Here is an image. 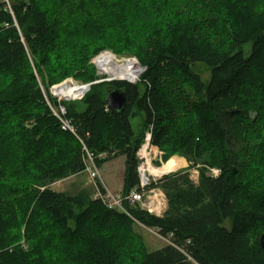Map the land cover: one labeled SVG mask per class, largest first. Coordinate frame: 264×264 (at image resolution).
I'll return each instance as SVG.
<instances>
[{"label":"trees","instance_id":"1","mask_svg":"<svg viewBox=\"0 0 264 264\" xmlns=\"http://www.w3.org/2000/svg\"><path fill=\"white\" fill-rule=\"evenodd\" d=\"M104 48L137 57L141 81L95 84L65 113L90 151L106 153L100 169L124 157L120 194L137 186L150 126L166 157L199 165L197 183L188 169L156 181L160 216L50 186L84 173V154L46 103L48 87L95 80L90 57ZM109 88L125 93L122 112L106 107ZM138 227L161 247L148 251ZM263 244L264 0H0V264H264Z\"/></svg>","mask_w":264,"mask_h":264},{"label":"built area","instance_id":"2","mask_svg":"<svg viewBox=\"0 0 264 264\" xmlns=\"http://www.w3.org/2000/svg\"><path fill=\"white\" fill-rule=\"evenodd\" d=\"M3 1L8 4L7 0ZM7 6L10 9V5ZM104 55H108L109 59H111L118 67H128L130 65V75L126 76L116 72L108 73L103 71V67L99 66L97 59ZM91 62L97 66L96 68L100 70V74L107 75L109 78H96L95 80H92L88 83H77L75 81H71L70 78L65 79L63 82H61V84L55 85L48 90V94L52 98H56L57 103L54 105L51 104L48 98L46 99V103L50 107L52 114L58 119L60 127L63 130L69 131L75 135L81 143L84 154V173L88 176V179L94 184H96V180H99L100 183L103 184L101 179H99L101 178V169L97 165V160L105 158L106 153H93L87 148L83 136L79 134V131L73 125L71 120L67 118L64 103L76 102L78 100L81 101L90 91L91 86L98 83L125 81L127 83L137 84L141 81V75L144 73L146 67L141 65L137 57L133 55L117 57L116 54L108 50L98 53L95 57H93ZM112 77H114V79H110ZM145 136V143L143 145L141 144L135 153L137 158L136 172L138 176L136 188H133L130 192H128V194L123 195V193H111L106 187H104V193H100L99 189H97L94 197L96 199H100L108 208L110 207L112 209H118L125 213H127V210L123 204L128 202L132 205L137 204L141 209L147 211L150 214L160 216L165 211L167 204L164 193L159 187L155 185L157 181L155 177H158L159 179L165 173L158 172V169L152 167L153 161L160 154L157 152L158 149H156L153 143L152 126L146 129ZM156 152L158 153V156Z\"/></svg>","mask_w":264,"mask_h":264},{"label":"rangeland","instance_id":"3","mask_svg":"<svg viewBox=\"0 0 264 264\" xmlns=\"http://www.w3.org/2000/svg\"><path fill=\"white\" fill-rule=\"evenodd\" d=\"M16 0H7L8 4L7 5H11L12 2H14ZM67 40H69V37L66 38ZM94 46V45H92ZM104 50H108V51H111L112 53L116 54L117 57H122L124 56L125 54H121V53H115V51H112V49L110 48H104L102 49L101 51H104ZM101 51H99L98 53H100ZM245 51L246 53H249L250 51V46H246L245 47ZM98 53L94 54L92 57H90V64L94 66L95 68V79L96 78H109V76L107 75H102L100 74V70H98L91 61L93 59V57H95ZM138 59V58H137ZM194 68L195 70L197 71V73L199 74L201 80L203 82H207L209 77H210V73H209V70L206 68V66H204L203 64L201 63H196L194 65ZM113 73V72H112ZM70 78L71 81H75V82H90V81H81V80H78L77 79H74L73 77H66L64 79H61L60 81L52 84L50 87H48L49 89L55 85H58V84H61V82H63L65 79H68ZM110 79H114V77L110 78ZM92 81V80H91ZM104 86H100V90H104ZM48 89V90H49ZM45 90V89H44ZM43 90V87H42V91ZM44 93H47V91H44ZM46 98H45V101L46 99L49 97L52 98L50 95H48V93L45 95ZM51 100V99H50ZM49 100V101H50ZM52 100L55 101V104L57 103V99L55 98H52ZM52 104V102H50ZM65 106V105H64ZM75 107L79 109H81L83 107V105L81 103L78 102H75ZM141 116V115H140ZM135 117L134 119H131V123L132 124V127L135 131V135H139L141 134V129H140V125H141V118L142 117ZM149 128V127H148ZM143 134H142V137H141V143L140 145L144 144V140H145V131H146V128L143 130ZM153 138V136H152ZM139 145V146H140ZM154 146L156 147L157 152L160 153L159 156H158V153L156 152L157 154V158L153 161V166L154 168L156 169H160L164 166L165 162H167L169 159L171 158H174V160L176 161V157H182V156H178V155H172V156H169V157H166L165 154L163 153V150L156 144H154ZM186 160L185 157H182ZM187 161V160H186ZM177 162V161H176ZM189 162L187 161V164L186 166L184 167H178V164L175 166V168L172 170V171H169L165 174H163L162 176L166 175V174H169V173H173L175 171H178V170H183V169H188L189 171V174H190V179L194 182V183H197L198 182V179H199V165H197L196 167H191L189 168ZM137 166V165H136ZM123 170H124V157H119V158H116L110 162L105 163L102 167H101V181L105 182V186L106 188L108 189L109 192L111 193H116V192H113L115 191V189L119 188L121 186V179H122V175H123ZM219 174V170L217 168H209L208 169V175L210 176H217ZM155 179H157V181L160 179H158V177H155ZM95 184L88 179V176L85 174V173H81V174H77V175H73V176H69L68 178H64V179H61L59 181H56L55 183L51 184V188L56 190V191H60V192H65V193H69V194H75L77 193L79 190H82V189H86L87 191L91 192L90 195H91V198L95 199ZM163 192V191H162ZM165 196V194H164ZM166 199V197H165ZM167 204V202H166ZM132 205V204H130ZM134 206V205H132ZM167 206V205H166ZM166 209V208H165ZM225 226L226 227H229V222H225ZM138 231L139 233L142 235V238L144 240V243H145V246H146V249L148 251H153L155 249H158L159 247H161L162 245V240L158 237V235L151 229H146V228H143V227H138Z\"/></svg>","mask_w":264,"mask_h":264},{"label":"bare ground","instance_id":"4","mask_svg":"<svg viewBox=\"0 0 264 264\" xmlns=\"http://www.w3.org/2000/svg\"><path fill=\"white\" fill-rule=\"evenodd\" d=\"M97 63L99 64L100 67H103V71L105 72H108V73L116 72L118 74L120 73L126 76L130 75V71H131L130 65L128 67L127 66L118 67L114 64V62L111 59H109L108 55H104L98 58ZM174 168H175L174 163H168V164H165L162 168H160L158 172L167 173L169 171H172Z\"/></svg>","mask_w":264,"mask_h":264},{"label":"water","instance_id":"5","mask_svg":"<svg viewBox=\"0 0 264 264\" xmlns=\"http://www.w3.org/2000/svg\"><path fill=\"white\" fill-rule=\"evenodd\" d=\"M104 102L106 107L111 112H122L125 109L127 103L126 95L120 89L109 88L106 91ZM80 134L84 135V132L80 131Z\"/></svg>","mask_w":264,"mask_h":264},{"label":"crops","instance_id":"6","mask_svg":"<svg viewBox=\"0 0 264 264\" xmlns=\"http://www.w3.org/2000/svg\"><path fill=\"white\" fill-rule=\"evenodd\" d=\"M176 159V161H175V165H177L178 164V167L180 166V167H184V166H186V164H187V161L184 159V158H182V157H176L175 158ZM112 161V160H111ZM110 162V161H109ZM168 162V161H167ZM108 164V163H107ZM165 164H166V162H165ZM164 164V165H165ZM104 165V164H103ZM102 165V166H103ZM123 175H124V170H123ZM123 175H122V177H123ZM103 183L105 184V182H104V180H103ZM122 184H123V178L121 179V186L119 187V188H117V189H115V191H113V192H116V193H119V192H121V188H122ZM106 185V184H105ZM108 188V187H107ZM146 229H148V228H146ZM160 239H161V237L160 236H158ZM161 240H163V239H161Z\"/></svg>","mask_w":264,"mask_h":264}]
</instances>
